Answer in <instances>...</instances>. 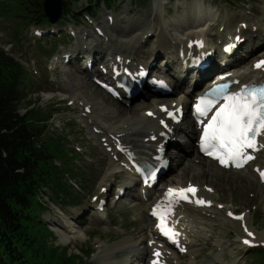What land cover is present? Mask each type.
Segmentation results:
<instances>
[{
    "label": "rangeland",
    "instance_id": "374dc122",
    "mask_svg": "<svg viewBox=\"0 0 264 264\" xmlns=\"http://www.w3.org/2000/svg\"><path fill=\"white\" fill-rule=\"evenodd\" d=\"M156 2V6H146L142 11L138 10L137 14L130 16L132 21V27L139 29L141 26H145L148 23L150 17L163 15L165 19L166 12H170L169 7H174L179 3H189L190 0H153ZM199 4V0H192ZM246 1V0H243ZM246 5H240L241 11L245 14L248 9L256 16H263L257 9V6L262 5L261 0H247ZM163 3L160 6V3ZM165 4V5H164ZM70 6V3L68 2ZM218 9L223 8V0H207L203 11L200 13L203 16H208L212 7ZM123 8L119 11L118 15L121 17L127 16L128 11ZM133 12H136L133 9ZM172 14V12H171ZM137 17V18H134ZM147 19V20H146ZM18 23L22 20L15 19ZM146 20V21H145ZM105 23L102 16L99 22ZM14 21L6 18H0V49H4L18 62H20L26 71L31 74L33 81H39V84L27 83L25 91L27 89L28 97L21 103L20 113L26 114L28 111L36 109L43 110L46 115H53L50 124L51 131H53L59 137H65L60 131V128L65 127L67 118H77L70 122V127L67 129L69 133L66 144L69 148L75 150L79 149L85 154L90 153V147L87 144L88 139L91 138L90 132L91 127L84 128L85 124L80 121L79 116L83 112V107L79 105L78 100L82 103H90L93 107V114L91 117L104 116V113L100 112L99 106H105L110 111H118L115 117L118 116L127 118L129 116H136L142 114L147 107H154L161 103L159 100H154L151 103L153 106L148 104H133L131 106H125L110 100L101 90L96 88L90 80H88L82 73L72 71L68 74L63 75L61 78L56 77L55 86L46 87L41 80L36 77L35 67L36 64L41 66L43 55L39 53L37 47L40 46L39 42H35L33 28H29L24 31L23 36L17 38L19 43L16 41L12 42L8 26H12ZM116 27L117 32H122V27L118 24ZM115 32V31H114ZM115 32V33H117ZM15 39V35L13 36ZM16 40V39H15ZM37 43V44H36ZM45 43V47L51 49L54 47L53 44L48 42ZM42 43V44H43ZM37 46H36V45ZM42 72V69H39ZM33 75V76H32ZM48 83V79L46 80ZM47 83V82H46ZM46 87V92H40V88ZM47 90H53L54 92L47 93ZM74 98L75 103L69 105V101ZM77 99V100H76ZM97 106V107H96ZM108 111V112H110ZM99 112V113H98ZM107 117V118H106ZM111 114H107L105 118H101L103 124L106 126L114 125L115 121L111 118ZM56 136V137H57ZM67 136V134H66ZM72 152V151H71ZM73 153V152H72ZM90 157L93 158V164H89L86 157L83 156L80 159L75 160L74 165L83 168L84 175L79 178L70 176V181L73 184L80 182L79 196H76L78 208L71 209L69 207L62 208L63 213L60 212L61 207L50 203L47 197L43 199V202H48L47 205L51 206V210L43 215V218L47 221L55 220L60 225H65L64 213H68L71 218L72 213H81V209L87 207L88 202L95 193V185L100 178H103L105 172L108 174L115 172L110 164L109 158L105 154L97 149L90 153ZM175 169V172L166 179V184H185L187 181H192L199 184H209L215 187L216 196L218 200L224 203H233L235 206L242 210H251L256 207L255 215L252 214L251 222H253L255 228L259 233H262L264 237V190L258 185V182L249 173L235 174L229 172H221L217 170L213 165H209L207 162L190 159L183 162ZM61 165V164H59ZM88 165V166H86ZM183 168V171H178ZM174 178V179H173ZM83 180V181H82ZM83 185V186H82ZM51 195V194H50ZM146 209L136 202L122 203L119 207L112 211L107 220L99 221L97 216H91L90 214L81 217L82 221L88 220V223L81 227L79 234L73 236L71 234L61 233L56 230L55 245L62 248H66L67 255L74 256L79 255L82 264H124L125 256L121 251L112 250L110 248L119 241H132V239H140V237L150 228V220L147 218ZM254 215V217H253ZM91 220V222H90ZM93 222V224H91ZM223 222L211 221L207 223V226L201 228V234L203 238L205 252L207 257L213 256L216 246L220 243V240L229 238L231 232H237L231 224ZM68 223V222H66ZM238 240V238H232ZM100 243V244H99ZM231 244H233L231 242ZM85 251L90 250L91 256L88 259ZM107 251V252H106ZM136 261H132L134 263ZM251 261L241 262V264H251ZM81 264V263H80Z\"/></svg>",
    "mask_w": 264,
    "mask_h": 264
},
{
    "label": "trees",
    "instance_id": "16d2710c",
    "mask_svg": "<svg viewBox=\"0 0 264 264\" xmlns=\"http://www.w3.org/2000/svg\"><path fill=\"white\" fill-rule=\"evenodd\" d=\"M11 1L8 8L16 14L43 20L40 0ZM27 78L23 65L0 49V264H75L78 256L56 247L54 234L35 216L42 208L38 196L43 187L66 197L53 160L67 154L60 141L44 138L39 110L18 114ZM75 198L66 204H76Z\"/></svg>",
    "mask_w": 264,
    "mask_h": 264
},
{
    "label": "snow or ice",
    "instance_id": "6c2138e0",
    "mask_svg": "<svg viewBox=\"0 0 264 264\" xmlns=\"http://www.w3.org/2000/svg\"><path fill=\"white\" fill-rule=\"evenodd\" d=\"M262 65H264V61L257 62L255 66L261 67ZM260 128H264V97L259 99L234 97L230 103L226 104L213 116L212 121L205 128L204 136L201 137V148L202 150L208 151L205 148L206 138L209 141L219 140L222 148L227 149L226 155L228 159H236L237 157L245 158L241 155L242 149L245 147H254V134ZM210 147H214V145H210ZM208 154L212 155L213 153L208 151ZM217 158L222 164L226 163L225 156L218 155ZM246 158L250 159L251 157ZM237 166H240L239 163H237ZM261 175L264 177V173H261ZM168 191L169 193L173 192L172 189ZM189 191L194 193L195 189L189 186L188 189H181L176 194L181 198L187 199L184 194ZM198 203H203V201H198ZM154 214L156 213L154 212ZM241 218L238 217V219ZM165 234L168 235L169 233L165 231ZM248 235L252 236L253 234L248 232ZM174 236L175 233H172L170 238H174ZM244 243L250 244V241L245 240Z\"/></svg>",
    "mask_w": 264,
    "mask_h": 264
},
{
    "label": "bare ground",
    "instance_id": "6f19581e",
    "mask_svg": "<svg viewBox=\"0 0 264 264\" xmlns=\"http://www.w3.org/2000/svg\"><path fill=\"white\" fill-rule=\"evenodd\" d=\"M223 24H226L227 28H229L231 26L232 22L228 21V22H225ZM108 31H109V28H108ZM227 33L222 34V36H226ZM159 36H161V33H159ZM222 36H218V39H220ZM127 37L129 38L130 34L124 33L116 39H113L111 37L109 40L110 42L108 43V47H109L111 53L120 54L118 52H122V54H124L125 56L132 58V60L134 62H138L140 60V58H141L140 56L142 54V50L140 48L141 42L137 43L138 45L136 46L135 44H132L131 41L129 39H127ZM245 52L246 51H244V53ZM246 72L251 75L250 71L246 70ZM86 104H88V103H86ZM99 107L100 108H97V109H100V112H102V114L106 113V111H110V109H108L105 106L102 107V105H100ZM117 113H118V111L107 112V114L112 115V118H114L113 116L116 115ZM102 117H104V116L102 115ZM88 118L92 119L90 122L91 125H93L96 128H99L105 134L110 130L111 132L125 134L128 138H133L136 136H142V134H145L147 132V130L152 129L155 126V123L153 121L149 120L147 117H145V115L143 113L140 115H136V116H129L126 119H123V117L118 116V119L115 121L114 125H112L111 127L105 126L103 124L102 119H100L99 117H95L93 119L89 116ZM105 136L106 135H104L103 137H105ZM112 165L118 166V164H116L115 162L112 163ZM180 170L183 171L184 169L180 168L178 171H180ZM169 177H171V175ZM189 217L192 218L193 221H196V219L198 218L197 215H195V214H192ZM194 223L195 222H192V224H194ZM148 234L149 235L153 234L151 229H150ZM129 247L131 249V254H134L133 257L137 256V259H139V260H142V258L147 259L148 255H147V248L146 247H144L145 251L140 253L141 249H142L141 248L142 247L141 242L133 243V242L122 241L120 243L115 244L114 247H112L110 249L116 250V249H123V248H129Z\"/></svg>",
    "mask_w": 264,
    "mask_h": 264
},
{
    "label": "water",
    "instance_id": "95a60500",
    "mask_svg": "<svg viewBox=\"0 0 264 264\" xmlns=\"http://www.w3.org/2000/svg\"><path fill=\"white\" fill-rule=\"evenodd\" d=\"M63 7V0H44L43 10L47 16L53 15L54 18H58L61 15ZM55 12V13H54Z\"/></svg>",
    "mask_w": 264,
    "mask_h": 264
}]
</instances>
